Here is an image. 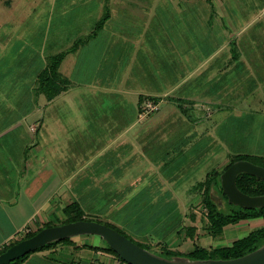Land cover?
<instances>
[{
  "label": "crops",
  "instance_id": "crops-1",
  "mask_svg": "<svg viewBox=\"0 0 264 264\" xmlns=\"http://www.w3.org/2000/svg\"><path fill=\"white\" fill-rule=\"evenodd\" d=\"M84 1L72 25L95 12V25L106 18L95 35L12 37V82L0 81V250L26 228L66 221L73 203L146 243L136 227L159 210L154 230L164 227L159 243L172 249L189 238L206 249L230 246L263 226L262 218L220 233L207 225L199 238L201 213L190 203L233 156L264 158V149L231 146L263 137L264 0ZM61 53L66 89L49 99L38 77ZM147 98L160 109L141 119ZM216 181L210 191L219 200ZM245 228L241 238L231 231ZM102 240L74 236L18 264H121Z\"/></svg>",
  "mask_w": 264,
  "mask_h": 264
},
{
  "label": "rangeland",
  "instance_id": "rangeland-1",
  "mask_svg": "<svg viewBox=\"0 0 264 264\" xmlns=\"http://www.w3.org/2000/svg\"><path fill=\"white\" fill-rule=\"evenodd\" d=\"M59 1L61 0H0V76H1L0 81H2V84L7 83V81L12 82V37H19V36L32 37L34 42L36 43V41L38 42V40H40L41 37H77L79 34H85L84 32L91 31L92 28L95 29V26H97L95 25L96 24L95 18L97 17L96 16L97 14L95 12L94 13L92 12L91 14L92 19L90 18L89 20L83 21L81 24H77L76 26L72 25L73 20L77 18L79 19L80 16L82 15L83 8L84 9L86 8L85 7L86 1L84 0H67L66 2H62V1L59 2ZM87 5H90L88 1H87ZM79 6H84V7L81 9V11H78L79 14L77 13L73 14L74 13L73 9L75 8L78 9ZM65 8H67V11ZM87 8H89V6H87ZM64 10L66 12H63ZM61 20H63V22H61ZM163 22L164 23L166 22L168 26V21H163ZM132 23L133 24L130 26H132V28H134L135 31L140 29V27L136 26L134 22ZM152 25L153 23H151L148 26L144 25L142 29L144 28L152 29ZM161 37H163V35H161ZM8 69L10 76L8 77L7 80H3L2 74L5 73ZM8 93H10V91ZM164 108L165 105L162 106V109ZM261 126H262L261 127L262 130L260 132V135L263 136L262 138L260 139L234 138L231 140L232 150H239V148L240 150H244L246 148L252 150L258 148L264 149V123H261ZM2 140L9 141V137L2 138ZM254 157H259V156H254ZM224 166L225 163L221 165L220 171L217 172L215 175L212 176L210 175V178L214 177L213 180L215 181L219 180L217 174H221L224 172L225 170ZM202 191L203 188L199 189L198 190L199 196L197 197V199L193 200L190 203V205L194 209H196L201 213L200 216L201 221L199 223L201 228V234H199V238L200 237L204 238V236L207 234L206 226L209 224L207 218V214L209 210L207 209L206 206L207 196L205 193H202ZM219 199H221L222 204L225 205L227 204L226 200L221 195H219ZM146 209L149 210L148 207ZM86 210L88 211V209ZM153 211H156L155 208H153ZM134 213L135 212H132V214ZM81 214L85 218L96 219V217L94 216V214H92V212L90 213L82 212ZM160 215L163 218L164 215H162V213H160V211L158 210L157 212H155L154 215L156 218L155 217L144 218L142 223H138L136 227L138 232L149 236L147 237V239L148 238L150 239L149 243H146L144 240H141L136 236L131 235L129 232H127L125 228L118 226L117 227L120 230H122L129 238L133 239L137 243H140L143 246V248L149 250L150 252L160 257L169 259L168 256L166 254H163L162 251L163 246L168 247V243L166 241L159 243L162 239H160V236L156 233L158 229L160 231H163L164 227L161 226L162 228H157V230H154L156 228L155 222L161 219V218H157ZM61 219L62 218H60V220ZM64 222L62 220L56 221V224L62 225L65 224ZM104 222H107V220ZM124 222L126 221L124 220ZM231 231L232 233L235 234L237 238L246 236L250 232L248 228L236 230V231L231 230ZM231 231H228L229 234ZM192 238L194 239L195 237ZM102 241L104 243V240ZM193 242L194 241H192L191 238H189L185 241L184 245L178 244V246H176L175 247L176 249L174 250L187 253L194 248ZM114 258L117 259L115 255ZM170 260H174V259H170ZM117 261L119 260L117 259Z\"/></svg>",
  "mask_w": 264,
  "mask_h": 264
},
{
  "label": "trees",
  "instance_id": "trees-1",
  "mask_svg": "<svg viewBox=\"0 0 264 264\" xmlns=\"http://www.w3.org/2000/svg\"><path fill=\"white\" fill-rule=\"evenodd\" d=\"M105 19L106 18H104L102 21H100L97 24L95 30L91 33L90 36H93L98 32V30L104 25ZM65 54L66 53H61V54L54 56L49 66L39 74V77H38L39 90L40 92L44 93L49 99L55 98L63 90L66 89V85H65L66 81L62 79L59 73V67H60L62 60L65 57ZM239 160H249L258 165L264 166L263 157H254L253 155H235L232 157L230 163L227 165L225 170L228 169L234 162L239 161ZM221 174H217V177L219 178L217 190L219 191V195H221L226 200V203H227L226 205L222 204L221 199L219 200L215 199L210 191L211 189H213V187H215V183L217 181H214L213 179H209L206 181L205 186H204L205 191L207 193L206 206H207V209L209 210L207 214V218L209 221L208 229L210 230V232L220 233L223 231L226 225L237 224L244 220H249V219H254V218H262L264 220V207L245 208V207L234 205L229 202L228 196L224 192L222 184H221ZM237 185L240 188V190H242L246 194H249L252 196L264 195V179L258 178L251 174L240 173L237 178ZM67 211H68V219L64 223H70V222H75V221H80V220H87V221L95 220L101 223H105L108 226L116 229L120 233L126 235L122 230H120L116 225H114L111 222H104L100 219L85 218L81 214L82 212L79 210V206L76 203L69 205L67 207ZM52 226L54 225L49 224L46 227H52ZM192 231H193L192 233H189L190 236L194 235L195 229H192ZM36 233L37 232L29 233L25 235L23 238H21L20 240H17L11 243L10 245L4 247L3 249L0 250V254H2L8 248L20 242L21 240L34 236ZM70 239L71 238H66V239L54 241L43 247L38 248L37 250H40L54 243L69 242ZM106 244H107L106 250L109 253L114 254L121 261V264H128L108 245L107 242ZM137 244L142 246L140 243H137ZM263 245H264V224L260 228L252 231L247 237L236 240L230 246L206 249V248L196 245L191 251L187 253L174 250L167 246H163L162 251H163V254H166L169 259L187 260V261H204L208 259L237 258L243 255H246L250 252H253L257 250L258 248L262 247ZM29 255L30 253L11 262L10 264H18L20 261L24 260Z\"/></svg>",
  "mask_w": 264,
  "mask_h": 264
},
{
  "label": "water",
  "instance_id": "water-1",
  "mask_svg": "<svg viewBox=\"0 0 264 264\" xmlns=\"http://www.w3.org/2000/svg\"><path fill=\"white\" fill-rule=\"evenodd\" d=\"M240 173H248L264 179V166L249 160H239L222 173L221 184L229 202L245 208L264 207V195L252 196L240 190L237 185V178ZM84 234L101 236L128 264H264V246L246 255L231 259H208L204 261L166 259L143 248L107 224L95 220H80L46 227L34 236L21 240L0 254V264H10L54 241Z\"/></svg>",
  "mask_w": 264,
  "mask_h": 264
},
{
  "label": "built area",
  "instance_id": "built-area-1",
  "mask_svg": "<svg viewBox=\"0 0 264 264\" xmlns=\"http://www.w3.org/2000/svg\"><path fill=\"white\" fill-rule=\"evenodd\" d=\"M161 102L158 100H154L151 98H147L144 100L141 108H140V113L139 116L141 119L149 116L150 114L158 111L160 109ZM30 232V229H24L23 234H28Z\"/></svg>",
  "mask_w": 264,
  "mask_h": 264
}]
</instances>
